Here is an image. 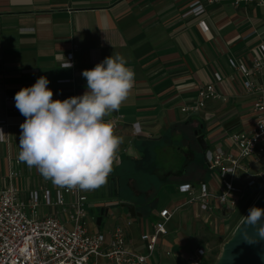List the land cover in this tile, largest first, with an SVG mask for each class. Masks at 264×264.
I'll list each match as a JSON object with an SVG mask.
<instances>
[{
    "label": "crops",
    "instance_id": "0c3cea01",
    "mask_svg": "<svg viewBox=\"0 0 264 264\" xmlns=\"http://www.w3.org/2000/svg\"><path fill=\"white\" fill-rule=\"evenodd\" d=\"M195 2L203 6L202 13L189 12ZM201 21L206 22L207 32L199 27ZM262 42L264 0H243L239 5L235 0H0V121L7 123L6 141L0 143V189L15 185L21 200L29 206L31 190L56 188L35 167L29 168L20 161L14 163L13 158L20 151L19 125L25 120L15 106V93L46 76L53 99L82 95L87 84L82 71L113 53H120L136 73L135 86L119 111L106 119L117 123L115 134L122 136L124 142L107 183L95 190L79 191L87 196L86 222L91 232L108 233L121 225L127 231L128 246L143 252L141 234L152 230L159 211L166 207H158L156 198L150 209L135 205L141 213L135 217L123 207L118 217L112 214V226L102 230L103 220L100 226L97 224L101 207L122 206L114 196L116 178L130 173L132 162L141 159L152 144L156 151L159 148L158 152H164L163 157L166 153L172 157L177 152L179 164L191 163L190 175L188 172L185 176L180 174L182 177L174 175L173 179L182 180L165 185H178L180 199L172 209L186 198L179 191L182 184L209 181L219 187L216 174L213 180L205 163L199 167L203 158L197 137L183 142L170 137L183 133L189 136L201 129L208 146L225 147L230 132L254 126V98L245 93L244 78L231 67L229 58L252 67ZM74 46H77L74 66L63 68ZM215 73L221 74V83H215ZM251 80L264 86V68L255 72ZM210 82L227 100H209L195 114L183 112L184 106L197 101L198 86ZM233 120L236 121L229 124ZM134 123L141 129L137 135ZM163 137H168V141L158 148L146 142L160 141ZM11 165L19 172L12 180ZM135 191L140 194L138 189ZM153 192L150 189L147 194ZM74 202V195H68L63 205H46L42 201L38 216L56 215L71 228L68 220ZM175 218L178 224L174 228L180 226V234L171 229ZM173 220L169 233L158 242L155 259L162 264H188L191 253L201 246L199 228L216 229L224 216L203 213L190 205L179 209ZM167 251H171L170 256Z\"/></svg>",
    "mask_w": 264,
    "mask_h": 264
},
{
    "label": "built area",
    "instance_id": "2783aa9c",
    "mask_svg": "<svg viewBox=\"0 0 264 264\" xmlns=\"http://www.w3.org/2000/svg\"><path fill=\"white\" fill-rule=\"evenodd\" d=\"M243 0H235L239 5ZM204 8L195 2L190 13L200 14ZM203 32L208 31L205 21L199 23ZM77 46L67 55V62L74 66ZM230 65L244 78L243 87L247 95L254 98V126L251 129L230 132L225 138L226 146H208L205 161L208 170L220 186L215 188L209 181L195 184H182L179 191L185 194L183 203L174 209L164 208L159 211L158 219L152 230L141 234L140 240L145 248L143 252L128 246L125 227L117 225L108 233L91 232L87 226L85 204L87 196L78 189L69 190L56 185L54 190L43 192L31 190L28 193L29 206L20 198L19 190L10 184L0 189V264H162L155 259L158 242L169 233V224L185 206L195 205L199 211L210 215L225 216L245 203L260 182L264 179V168L253 172L255 162L264 157V86L251 80L255 72L264 68V42L258 45L252 67L244 62L229 58ZM215 83H221V74H214ZM215 83L200 84L197 101L184 106L183 112L198 113L207 101L227 100L215 88ZM249 85L245 87V85ZM13 98H7L12 100ZM116 126L117 123L115 122ZM134 129L135 135L141 132ZM7 123L0 121V130L5 134ZM116 128V127H115ZM5 139L0 142L4 143ZM18 164L17 157L13 158ZM19 172L11 165L9 178L12 180ZM68 195H74L75 202L68 222L56 215L38 216V207L43 201L46 205H63ZM29 207L30 210L27 208ZM167 256L171 251L166 252ZM208 249L198 247L189 256V264H206Z\"/></svg>",
    "mask_w": 264,
    "mask_h": 264
},
{
    "label": "clouds",
    "instance_id": "9594fccd",
    "mask_svg": "<svg viewBox=\"0 0 264 264\" xmlns=\"http://www.w3.org/2000/svg\"><path fill=\"white\" fill-rule=\"evenodd\" d=\"M71 67L67 62L63 68ZM82 76L86 91L79 96L53 99L46 76L15 93V106L25 117L19 125L17 159L59 187L91 191L107 183L118 159L124 138L115 134V121L106 117L128 100L136 73L123 55L113 53L83 70ZM4 139L0 130V142ZM245 220L251 226L260 224L258 235L264 239V208L250 207Z\"/></svg>",
    "mask_w": 264,
    "mask_h": 264
},
{
    "label": "trees",
    "instance_id": "16d2710c",
    "mask_svg": "<svg viewBox=\"0 0 264 264\" xmlns=\"http://www.w3.org/2000/svg\"><path fill=\"white\" fill-rule=\"evenodd\" d=\"M195 137V133H193L192 136H188V134L183 133L181 137H179V135H174L173 137H170V139H178V141L183 142V140L186 141ZM165 141H168V137H163V139L160 141L154 139H151L150 141L146 140V142L155 144L157 148L161 145H164ZM198 147L201 157L203 158V161L199 162L200 166H198L201 168L205 163L207 167L205 161V151L201 149L200 145ZM174 148L175 146H173V149ZM148 149L149 150L146 151L141 159L134 160L132 162L130 173L125 174L123 178H116L114 196L119 200L120 204L129 203L150 209V207L154 206L155 204L159 189L169 183L181 181L182 179L179 177L181 175L185 176L184 174L188 172L189 165L191 163L188 165H182L183 163L179 164L177 161V152H175L172 157L167 153L164 154L163 157L164 152L161 150L158 152L159 148L156 151V147H153L152 144L148 146ZM188 173L190 175L192 172ZM174 175L180 176L178 179H173ZM171 177L173 180H171ZM131 181H133V185L130 184ZM133 188H135V190L138 189L140 194L136 193ZM150 189L155 192L154 195L150 196L147 194V191ZM205 263L208 264V261L205 260Z\"/></svg>",
    "mask_w": 264,
    "mask_h": 264
},
{
    "label": "rangeland",
    "instance_id": "374dc122",
    "mask_svg": "<svg viewBox=\"0 0 264 264\" xmlns=\"http://www.w3.org/2000/svg\"><path fill=\"white\" fill-rule=\"evenodd\" d=\"M189 135L192 136L193 132H190ZM190 149L193 150L194 148L190 147ZM263 166H264V159L258 163H255L253 168L260 170L262 169ZM189 168H190V165H189ZM154 193L155 192L151 193V195H154ZM177 193H178V185L176 184L164 186L161 189H159L158 194H157L158 207H161V208L166 207V208L172 209L173 206L176 205V203L180 199ZM263 194H264V179L263 181L260 182V186H257L255 191L252 194H250L249 199L245 203H243L242 205H240L238 208H236L235 210L231 212L229 209H227V214L224 216V221L220 223L221 225L218 226V228L216 229L215 227L206 228V226L201 227V229L199 228V235H198L199 240L198 241L201 244L200 247L208 248V255H207L208 264H216L218 262L219 258L221 257L223 253L225 243L228 242L235 235L238 226L240 225L241 221L247 214L249 208L252 206L255 200ZM109 210H110V214L105 215L103 218V223L101 225L102 230H105V229L107 230L109 227L112 226L113 224L112 214L118 217V213H120V211L123 210V207L119 205H113L109 207ZM125 210L127 211V209ZM195 221L197 222V220ZM172 223L173 224H172L171 229H173L176 232L180 227V226H177L174 228V225L178 224L177 218H175ZM169 228H170V225H169ZM177 233L180 234L179 230Z\"/></svg>",
    "mask_w": 264,
    "mask_h": 264
},
{
    "label": "water",
    "instance_id": "95a60500",
    "mask_svg": "<svg viewBox=\"0 0 264 264\" xmlns=\"http://www.w3.org/2000/svg\"><path fill=\"white\" fill-rule=\"evenodd\" d=\"M235 121L233 120L229 124H233ZM194 133L201 149L206 151L208 144L202 134V130H195ZM252 206L264 208V194L258 197ZM122 207L128 210L131 217L141 216V213L136 211L134 204L124 203ZM108 213L109 207H101L100 216L97 220L99 226L101 225L103 217ZM247 215L248 212L245 216ZM261 223H264V221ZM259 227L260 224L255 226L247 224L244 217L235 235L225 243L223 253L216 264H264V239H261L258 235L257 229Z\"/></svg>",
    "mask_w": 264,
    "mask_h": 264
}]
</instances>
